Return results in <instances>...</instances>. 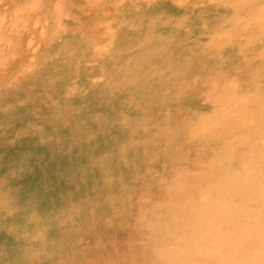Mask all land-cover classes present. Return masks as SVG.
Returning <instances> with one entry per match:
<instances>
[{
  "label": "rangeland",
  "instance_id": "374dc122",
  "mask_svg": "<svg viewBox=\"0 0 264 264\" xmlns=\"http://www.w3.org/2000/svg\"><path fill=\"white\" fill-rule=\"evenodd\" d=\"M11 2L0 0V264H123L146 248L140 220L154 219L170 182L210 154L185 139L219 87L262 91L264 18L246 15L253 5L196 19L167 4L170 19L155 23L98 1L13 26Z\"/></svg>",
  "mask_w": 264,
  "mask_h": 264
},
{
  "label": "bare ground",
  "instance_id": "6f19581e",
  "mask_svg": "<svg viewBox=\"0 0 264 264\" xmlns=\"http://www.w3.org/2000/svg\"><path fill=\"white\" fill-rule=\"evenodd\" d=\"M11 1L13 3V0ZM18 1V7H15L10 14L13 26H20V24L23 26L31 20L34 21L33 26H37L35 21L37 22L39 13L46 18H50V14H54V17H62L67 15L68 9L77 3L83 4L85 2L84 4L93 6V3L96 4L98 1H104L103 10L115 18H123L127 13L136 14L140 12L145 17L149 15L147 17L149 22L150 19L157 18L158 21L155 23H159V21L162 23L163 19H167L168 16L164 15L167 4L183 7L182 9H185L183 14L187 17L189 15L196 16V19L211 13L213 16L236 14L235 10L243 9V6L253 5L256 7L253 9L249 6L246 15H255L256 13L264 18V0ZM91 5L90 8H92ZM133 8L134 10L139 8L140 11L134 12ZM3 15L5 16V14ZM3 17L1 21H3ZM103 21L100 24L103 25ZM45 22L47 23L46 20ZM98 23L96 26H101ZM0 24L3 23L0 22ZM29 40L32 42L33 39L30 38ZM29 42L26 44L30 45L31 42ZM36 47L38 46H35L31 51L33 52ZM254 48H258V53L264 55V46ZM255 51L257 50L253 49V52ZM31 58L33 57L31 56ZM172 59H174L173 56L168 57L167 61ZM237 59L239 58H236L235 62ZM248 62L250 69L256 67L251 60ZM243 65L245 66V62ZM234 77L238 79L235 75ZM228 80L230 82L222 84L218 93L213 96L215 101L212 104V110L201 116L202 125L196 130L194 129L195 131L189 134L188 139H185L194 144L195 142H202L206 149L204 151L210 152V154L206 157L200 156L204 153L200 151L199 156H195L191 161L192 167L179 176L177 180L170 182L161 202L156 205L155 210H152V214L155 215L154 219L145 218L144 220L142 218L140 220L143 229L139 230V237L146 248H137V253H139L137 254L131 246V252L124 257L123 264H264V80H261L263 85L257 87H263L262 91L255 95L251 94L252 96L249 95L245 99L236 96L235 84L232 79ZM16 97L18 96L16 95ZM225 103L231 104L227 110H223ZM185 121L187 120L185 119ZM185 121H181L178 126L177 133L180 136L186 126ZM181 137L185 138V135ZM33 181L35 180L33 179ZM37 185L41 189L38 182ZM38 191L37 188L36 192ZM105 252L107 251L105 250ZM117 258H121V256ZM121 259L123 260V258ZM79 263L81 262L79 261ZM113 263L116 262L113 261ZM91 264H95V262Z\"/></svg>",
  "mask_w": 264,
  "mask_h": 264
}]
</instances>
